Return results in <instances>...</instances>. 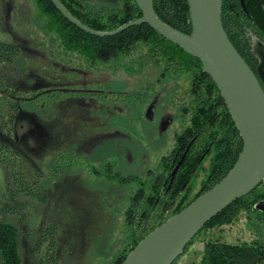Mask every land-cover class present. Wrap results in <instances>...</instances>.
Returning <instances> with one entry per match:
<instances>
[{"label": "rangeland", "instance_id": "1", "mask_svg": "<svg viewBox=\"0 0 264 264\" xmlns=\"http://www.w3.org/2000/svg\"><path fill=\"white\" fill-rule=\"evenodd\" d=\"M98 2L103 1L92 4L98 7ZM44 21L34 0H0V40L19 47L17 58L0 62V77L41 93L32 102H10L21 108L14 133L7 136L0 130V145L20 154L24 165L15 163V170L39 186L45 198L14 193L11 167L0 160V206L19 213V220H10L18 229L21 264H47L50 239L57 264H112L131 238L125 215L130 190L136 187L114 169L139 176L160 169L184 119L168 100L173 83L161 87L151 76L119 65L81 69L53 53ZM54 88L63 98L50 102L44 95ZM10 96L23 100L21 94ZM7 108L2 103L0 122L10 115ZM209 168L206 157L188 181L190 197L200 190ZM239 227L234 229L242 236ZM45 229L49 239L45 234L39 248ZM201 249L195 241L177 264H188Z\"/></svg>", "mask_w": 264, "mask_h": 264}, {"label": "trees", "instance_id": "2", "mask_svg": "<svg viewBox=\"0 0 264 264\" xmlns=\"http://www.w3.org/2000/svg\"><path fill=\"white\" fill-rule=\"evenodd\" d=\"M60 1L81 23L102 32L112 31L142 16L135 0H109L112 5L101 3L98 7L92 4L97 0ZM34 2L39 14L44 16L45 29L59 56L76 60L86 68L122 65L135 75L144 73L155 82L160 81L161 87L169 82L174 84L168 100L183 117L184 126L172 150L162 157L161 168L148 170L144 176L124 175L114 169L122 180L134 181L136 185L130 190L125 215L131 238L112 262L120 264L150 231L230 171L242 150L243 140L220 90L203 71L201 60L149 24L134 25L113 36L101 37L74 25L51 0ZM243 3L223 0L222 20L230 40L257 74L259 57L254 47L255 41L264 46V0H243ZM154 8L168 25L185 33L192 31L187 0H154ZM18 55L17 45L0 42V60L12 61ZM3 86L0 80V87ZM1 101L0 95V108ZM206 157L210 158L209 174L200 190L190 197L188 181ZM261 207H264V181L213 217L173 264H177L195 241L201 243L202 249L188 264H264V209ZM14 210L0 206L1 264H21L18 229L8 216L15 213ZM235 225L240 226L237 230L242 236L236 234ZM53 244L52 240L49 250H54ZM46 257L47 264H57L54 252Z\"/></svg>", "mask_w": 264, "mask_h": 264}, {"label": "water", "instance_id": "3", "mask_svg": "<svg viewBox=\"0 0 264 264\" xmlns=\"http://www.w3.org/2000/svg\"><path fill=\"white\" fill-rule=\"evenodd\" d=\"M51 1L70 22L96 36H113L131 26L149 24L201 60L203 71L215 82L230 111L243 140L233 167L210 189L150 231L120 263L173 264L213 217L264 181V46L255 44L254 47L259 57L255 74L225 31L223 0H187L192 23L190 33L165 23L155 11L154 0H135L142 16L106 32L81 23L60 0Z\"/></svg>", "mask_w": 264, "mask_h": 264}, {"label": "flooded vegetation", "instance_id": "4", "mask_svg": "<svg viewBox=\"0 0 264 264\" xmlns=\"http://www.w3.org/2000/svg\"><path fill=\"white\" fill-rule=\"evenodd\" d=\"M102 1L103 2H98V3L108 4L107 1H109V0H106V2H104V0H102ZM44 31H45V33L48 34V31L45 29V26H44ZM0 42H6V41L0 40ZM6 43H9V42H6ZM53 53L58 54L56 50H53ZM57 56H59V55H57ZM59 57L62 58V59H66V60L68 59V58L63 57V56L62 57L59 56ZM1 61H8V60H0V62ZM68 61H69V59H68ZM70 61L77 63L78 67H80L81 69H86V70H89V71L97 70V69L99 70L101 67L113 66V65L110 64V65L100 66L97 69H95V68H86V67L82 66L80 63H78L76 60H70ZM120 67H124V66L120 65ZM0 80L4 83V86L0 87V95H4L2 97L1 103H6L8 105L7 110L10 113V115L8 114L7 119H5V122H0V130L2 129L1 132L6 133L5 135L8 136V135H12V132L14 133V131H15V124H16V118H17L16 115L20 111V108H21L20 106H17V105L13 106L12 103H10V102H17V103H19L21 101L27 102V103L28 102H32V101L38 99V97L41 96V93L38 92V90H33V89H30V88H21V87L15 86L13 83L4 80L1 77H0ZM10 84H12L14 88H12L11 87L12 85H10ZM46 91H47V89H44L42 92L45 93ZM31 92H33V93L31 94ZM58 93H60V92L56 91V88H54L52 93L45 94L44 96L50 97V102H51V101H53V98L55 96H57L56 97L57 99H62L63 98V95L61 96V93H60V95ZM9 94H11L13 98H18L20 96V94H21V98L23 100L19 101V99H9ZM12 97L10 96V98H12ZM63 155L64 154H61L62 157H63ZM0 160L3 163H5L8 167H11V181H12V183L10 185L11 186L15 185V188L13 190L14 193L24 192V193L29 194V192H31V193H34V195H33L34 197L39 196L40 200H43V199L45 200V198H41V196H40L39 186H36L33 183L31 184L30 182H27L26 180H23V177H25V176L22 173H19V172H17L15 170V167H14V166H16L15 163H17V165H19V166H23L24 165L23 160L20 158V154L17 151L11 150L8 146H6L4 144H1L0 145ZM14 212L15 213H8L9 218L11 220H19V218H18L19 217V213L16 212L15 210H14ZM45 234H46V238L49 239V237H47L49 233L45 229L44 231H42V233L40 235V238H39V241L37 243V244H39L38 245L39 248H40V246L42 244H45V242H44ZM51 241H52V239L48 240L47 243H46V247H47L46 255L48 253L54 252L52 250H49V245H50ZM38 247H36V248H38Z\"/></svg>", "mask_w": 264, "mask_h": 264}]
</instances>
